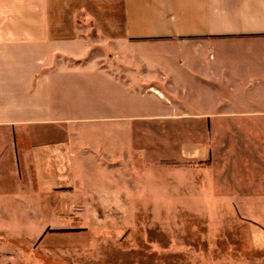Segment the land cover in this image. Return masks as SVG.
<instances>
[{"label":"crops","instance_id":"0c3cea01","mask_svg":"<svg viewBox=\"0 0 264 264\" xmlns=\"http://www.w3.org/2000/svg\"><path fill=\"white\" fill-rule=\"evenodd\" d=\"M231 36L264 39V0H0V219L101 170L260 213L264 48L212 47Z\"/></svg>","mask_w":264,"mask_h":264},{"label":"rangeland","instance_id":"374dc122","mask_svg":"<svg viewBox=\"0 0 264 264\" xmlns=\"http://www.w3.org/2000/svg\"><path fill=\"white\" fill-rule=\"evenodd\" d=\"M212 47L241 50L246 56L235 58L249 60L252 49L264 48V39L231 36L212 40ZM186 137L162 138L168 144ZM104 171L88 176L87 187L95 192L71 185L42 201L35 214L0 219V264H264V200L254 201L260 213L249 206L253 201L229 200L224 203L234 210L228 204L216 214L204 202L129 197L130 177L114 179Z\"/></svg>","mask_w":264,"mask_h":264}]
</instances>
